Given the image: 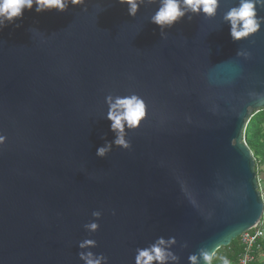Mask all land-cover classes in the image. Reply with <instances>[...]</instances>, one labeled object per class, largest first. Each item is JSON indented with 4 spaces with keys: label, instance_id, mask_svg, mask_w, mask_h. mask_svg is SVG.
<instances>
[{
    "label": "water",
    "instance_id": "95a60500",
    "mask_svg": "<svg viewBox=\"0 0 264 264\" xmlns=\"http://www.w3.org/2000/svg\"><path fill=\"white\" fill-rule=\"evenodd\" d=\"M238 5L185 17L167 39L150 21L159 0L135 18L118 0L65 13L34 5L0 30V264H84L86 239L108 264H135L159 238H174L170 251L189 264L258 225L244 131L264 109V25L233 42L223 16ZM109 95L138 96L146 116L126 128L130 150L113 144L102 159L115 139Z\"/></svg>",
    "mask_w": 264,
    "mask_h": 264
},
{
    "label": "clouds",
    "instance_id": "9594fccd",
    "mask_svg": "<svg viewBox=\"0 0 264 264\" xmlns=\"http://www.w3.org/2000/svg\"><path fill=\"white\" fill-rule=\"evenodd\" d=\"M86 0H0V30L16 20L23 19L24 10L31 11L35 5L37 14L58 11L65 13L69 5L81 6ZM121 5H128V14L135 18L141 5L156 4L157 0H118ZM221 0H159V8L151 16V23L161 29L162 39H167L165 30L172 28L181 22L185 17L191 21L193 16L203 14L208 19H215L220 7ZM264 9V0H239V5L230 7L223 16V22L230 25V35L233 42H241L250 36L261 31L264 25V18L258 17L257 9ZM240 57H247V53L239 51ZM108 105L107 120L111 122V131L115 134L112 143L97 149L96 155L105 158L111 151L113 144L120 149L130 150L131 144L126 140V128L130 131L137 130L146 116L144 101L136 95L125 97L107 96ZM5 143V138L0 136V145ZM94 220L101 219L100 212H93ZM99 224L90 222L84 226L89 233L99 231ZM177 241L174 238L165 240L159 238L155 243L144 249H137L135 264H178L179 258L170 249ZM94 240L86 239L79 244L82 250L79 259L84 264H108L107 258L103 255L96 256L88 249L96 248ZM189 264H211L213 253L201 249L198 255L189 256ZM223 264H228L227 260Z\"/></svg>",
    "mask_w": 264,
    "mask_h": 264
},
{
    "label": "trees",
    "instance_id": "16d2710c",
    "mask_svg": "<svg viewBox=\"0 0 264 264\" xmlns=\"http://www.w3.org/2000/svg\"><path fill=\"white\" fill-rule=\"evenodd\" d=\"M261 124H264V109H262L260 112L256 113L250 118L245 133V141L252 155L259 153V150L261 148L259 142L262 137L258 136ZM256 136H258L257 139H255ZM259 245V250L256 249L255 252L256 263L258 261L259 255H264V240L259 242ZM243 251V246L240 243L239 237H237L232 240L229 246L222 247L215 252L211 264H223L224 260H227L228 264H239Z\"/></svg>",
    "mask_w": 264,
    "mask_h": 264
},
{
    "label": "built area",
    "instance_id": "2783aa9c",
    "mask_svg": "<svg viewBox=\"0 0 264 264\" xmlns=\"http://www.w3.org/2000/svg\"><path fill=\"white\" fill-rule=\"evenodd\" d=\"M256 114V113H255ZM253 114V115H255ZM252 115V116H253ZM250 121V120H249ZM249 121L246 125L245 131H244V141H245V133L249 124ZM246 143V141H245ZM260 185H258V191L260 192L261 198L264 201V196L261 194V189ZM240 243L243 246V253L240 259L239 264H254L256 263V256L255 252L256 249L259 250V242L264 240V212L262 214V218L258 225L251 230H248L244 233H242L239 236Z\"/></svg>",
    "mask_w": 264,
    "mask_h": 264
},
{
    "label": "rangeland",
    "instance_id": "374dc122",
    "mask_svg": "<svg viewBox=\"0 0 264 264\" xmlns=\"http://www.w3.org/2000/svg\"><path fill=\"white\" fill-rule=\"evenodd\" d=\"M259 137H262L260 140V150L259 153L253 154V163H254V170L256 173V180H257V185H260L261 189V194L264 196V178L261 179L262 174L264 172V124L260 125V132L258 134ZM258 136L255 137V139L258 138ZM264 202V201H263Z\"/></svg>",
    "mask_w": 264,
    "mask_h": 264
},
{
    "label": "crops",
    "instance_id": "0c3cea01",
    "mask_svg": "<svg viewBox=\"0 0 264 264\" xmlns=\"http://www.w3.org/2000/svg\"><path fill=\"white\" fill-rule=\"evenodd\" d=\"M261 179H263L264 178V172H263V174H262V177H260ZM256 264H264V255H259V257H258V261H257V263Z\"/></svg>",
    "mask_w": 264,
    "mask_h": 264
}]
</instances>
